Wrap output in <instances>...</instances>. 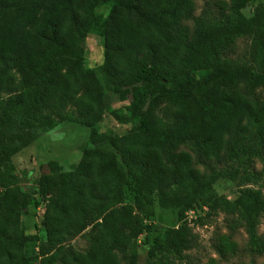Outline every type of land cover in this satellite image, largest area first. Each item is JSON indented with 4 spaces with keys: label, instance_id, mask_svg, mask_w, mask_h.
I'll use <instances>...</instances> for the list:
<instances>
[{
    "label": "trees",
    "instance_id": "16d2710c",
    "mask_svg": "<svg viewBox=\"0 0 264 264\" xmlns=\"http://www.w3.org/2000/svg\"><path fill=\"white\" fill-rule=\"evenodd\" d=\"M244 7L205 0L194 15V0H0V264H138L142 234L145 264H170L167 255L154 259L155 247L161 239L176 255L195 247L184 213L211 197L230 232L215 237L214 250L235 255L232 233L242 226L247 251L264 254L256 230L264 212V0L250 17ZM90 32L103 39L95 69L82 64ZM243 37L245 54L232 57ZM131 91L125 115L106 97L125 101ZM69 107L76 116L67 119L89 129V145L71 170L41 174L25 190L11 158ZM105 113L130 122L128 132L101 133ZM239 170L242 183L259 189L232 201L214 196L213 183ZM126 199L149 218L156 204L174 211L179 223L152 236L155 226L130 215ZM41 203L46 240L36 252L39 236L20 220ZM82 235L83 251L71 244Z\"/></svg>",
    "mask_w": 264,
    "mask_h": 264
},
{
    "label": "rangeland",
    "instance_id": "374dc122",
    "mask_svg": "<svg viewBox=\"0 0 264 264\" xmlns=\"http://www.w3.org/2000/svg\"><path fill=\"white\" fill-rule=\"evenodd\" d=\"M194 15H198L203 7L205 0H194ZM229 2V0H221ZM245 7L243 14L250 17L253 14L254 7L260 0H244ZM102 16H105L107 9L98 8ZM248 37L240 38L236 41L232 57H242L249 45ZM103 62V39L95 32H90L85 41L82 64L85 68L95 69ZM258 93L264 97V86L257 89ZM113 109H120L125 115V107L132 100V91L127 95L125 101H118L106 96ZM162 105V104H160ZM76 116L75 109L69 107L64 116L54 117L57 126L49 131H41L38 138L28 147L21 150L18 154L11 158L13 163L12 173L18 177L21 186L30 191L35 187L37 180L41 174L53 173L71 170L80 160L84 149L89 145V129L79 121H69L66 115ZM154 114L160 115L159 109L154 110ZM130 122L120 121L119 115L105 113L99 122V130L101 133H110L120 137L128 132ZM258 160L254 163V170L260 169ZM242 170V169H241ZM239 173L233 178L220 177L213 183L214 196H225L229 201L234 200L237 191L246 189H259L257 184L242 183ZM0 187V191H1ZM264 197V187L261 188ZM35 196L34 199H37ZM214 198L199 200L194 208L184 213L183 221H185L197 234V245L189 250L181 252L179 255L169 250L163 240L155 247L154 259H159L162 255H167L170 264H203L209 258H214L222 264H264V254L260 256L253 255L247 251V234L244 227L239 226L232 233V240L237 243L238 250L233 256H221L213 248L214 239L218 234H229L225 222V214L217 208H211L215 202ZM126 208L130 215H135L143 220L145 225L155 226V235L162 231V228L172 223L176 226V213L174 211L162 209L155 205V214L149 218L136 209L133 202L126 199L121 204ZM44 203L37 207H28L21 214L20 224L26 234H37L39 240L36 241L35 250L39 252V245L46 240V232L43 222ZM237 217V215H234ZM175 226V227H176ZM256 230L258 234L264 237V212L258 217ZM145 233V232H144ZM151 236V237H152ZM144 234L138 238V264H145L148 260V250L150 245L143 243ZM71 244L78 250H85L88 246L84 235L76 237Z\"/></svg>",
    "mask_w": 264,
    "mask_h": 264
}]
</instances>
